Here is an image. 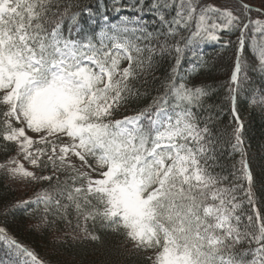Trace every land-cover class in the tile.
Returning a JSON list of instances; mask_svg holds the SVG:
<instances>
[{"label": "snow or ice", "instance_id": "1", "mask_svg": "<svg viewBox=\"0 0 264 264\" xmlns=\"http://www.w3.org/2000/svg\"><path fill=\"white\" fill-rule=\"evenodd\" d=\"M239 104L264 115V0H0V264H53L24 219L102 257L56 264H264Z\"/></svg>", "mask_w": 264, "mask_h": 264}, {"label": "trees", "instance_id": "2", "mask_svg": "<svg viewBox=\"0 0 264 264\" xmlns=\"http://www.w3.org/2000/svg\"><path fill=\"white\" fill-rule=\"evenodd\" d=\"M204 53V59L207 61L205 71L211 73L212 77H219L220 82H223L224 77L220 75L223 72V68H220L218 64L219 47L208 45L204 48ZM255 87L258 88L259 83ZM239 108L247 129V142L256 146L264 143V115L260 113L259 109L253 111L251 107L244 104H239ZM229 120L230 116L227 113V109H225L224 121L228 123ZM28 224L29 221L27 219L20 221L17 231L18 237L33 247L41 257L52 261L53 264H56L57 261L74 260L77 258L86 261H99L102 258L100 254L95 253L94 244L73 241L70 237L55 240L52 236H48L47 239H44L40 235L26 231ZM104 244L109 248L116 247L120 244V238L111 235L106 236ZM53 249L56 251L54 252ZM102 251L103 249H101ZM126 259L128 260V264H137V259L134 256H126Z\"/></svg>", "mask_w": 264, "mask_h": 264}]
</instances>
